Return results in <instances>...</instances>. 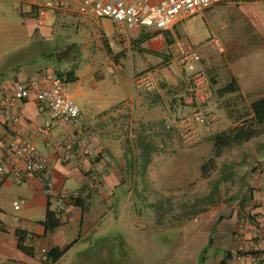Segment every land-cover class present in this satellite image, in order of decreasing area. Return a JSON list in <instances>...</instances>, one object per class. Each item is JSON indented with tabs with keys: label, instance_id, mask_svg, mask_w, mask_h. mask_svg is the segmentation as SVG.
<instances>
[{
	"label": "crops",
	"instance_id": "1",
	"mask_svg": "<svg viewBox=\"0 0 264 264\" xmlns=\"http://www.w3.org/2000/svg\"><path fill=\"white\" fill-rule=\"evenodd\" d=\"M21 1L27 11L33 13V20L28 22V27L31 38L29 45L34 50L30 53L23 52L30 48L26 45L4 57L0 62V86L11 88L16 82L32 77L47 82L45 74L56 76L57 72H69L74 66L77 77L74 82L81 86V90L73 93L80 108V120L91 130L100 156V167L105 168L107 190L97 192L86 189L85 176L91 166L90 161L82 150L76 149L73 159L65 162L58 144L60 140L73 134L75 127L72 124L56 120L49 134H40L39 125L50 119L51 113L43 102L31 94L19 103L22 118L9 130L3 123L0 104V163H5L10 156L13 142L29 139L47 157L48 175L53 181V195H49L44 184L34 175L25 174L22 178H17L10 172V165L5 163L8 173L0 187V264H55L67 251L80 246L84 240L82 234L76 236L66 233L63 214L67 221H74L83 227L89 223L86 211L89 201L95 196H98V202L112 208L120 195L144 192L147 189V177L150 180L149 187H154L151 185L155 181L151 174L152 166H141L147 152L144 149L156 139L170 136L173 128L177 129L174 122L186 107L182 101L186 89L185 75L178 80L166 72L165 78H160L159 84L152 91L145 90L136 95L128 93L119 98H115V93L128 90V77L132 74L137 75L149 69L167 71L171 62L176 63L174 57L179 49L189 47L183 44L184 38L180 32V26L186 19L178 22L165 35L154 26H141L131 30L125 22L97 19L89 10L80 13L79 9L85 0H70L71 11L79 18L77 27L57 30L55 17H50L42 25L36 20L33 6L45 0ZM150 1L159 4L163 0ZM192 18L204 21L208 26V41L217 38L223 48V51L215 52V48L208 45L209 51L197 62V67L205 69L210 78H216L217 82L212 84L214 88L219 82L220 74L215 67L221 62L226 63L235 78L237 90L242 89L243 80L253 78L244 77L243 72L237 71V64L246 65L255 61L264 64V0H246L235 5L216 4ZM213 19L220 20L218 28L212 26ZM235 48L240 50L239 55H235L238 56L236 59H230V49ZM33 53L40 54L43 58L56 57L59 68L62 69H53L48 63L35 58ZM218 54L221 58L215 59ZM160 56H163V61L159 60ZM111 59L121 69L115 68L112 72L105 70V65ZM76 62H79L80 67L76 66ZM124 101L128 102L127 109L116 110L119 103ZM107 111H110L108 115L105 113ZM168 125L171 127L168 128ZM249 141L239 144H245V148L234 158L233 181L238 187L233 192L230 191V196L223 197L217 206L213 205L219 209L218 216L210 221L196 217L189 223L191 228L186 230L187 240L194 248L193 253H189L186 264H264V168L259 167L260 164L264 166V149L257 152V147L254 151L250 148L248 151L246 143ZM219 169L223 172L219 178L223 174V183L226 184L231 174H224L225 167L221 166ZM4 187L8 189V200H12L9 211L4 209L1 200ZM74 188H84L85 208L76 204L69 205L61 213V225L53 231L47 230L43 221L47 211L53 210L52 205H56L54 195ZM19 198L24 203L16 210L13 202ZM22 209L29 210V213H20ZM15 214H20L17 215L19 221L15 220L16 216L13 218ZM220 216H223L222 219H219ZM133 224L147 227L142 221H133ZM18 230L24 234L23 244L32 251L31 254L19 248L16 234ZM29 233L33 236H29ZM96 241H107V235ZM70 244L72 245L68 247ZM67 247L66 252L55 263L46 260V252L53 248ZM79 248L76 255L81 254L82 247ZM44 249L47 250L45 253ZM205 249L204 260L201 262L200 257ZM245 252L250 253L246 255ZM183 258L182 256L181 259Z\"/></svg>",
	"mask_w": 264,
	"mask_h": 264
},
{
	"label": "rangeland",
	"instance_id": "2",
	"mask_svg": "<svg viewBox=\"0 0 264 264\" xmlns=\"http://www.w3.org/2000/svg\"><path fill=\"white\" fill-rule=\"evenodd\" d=\"M32 18L33 13L27 11L21 0H0V62L8 53L30 44L28 22H31ZM211 23L218 28L220 20L213 19ZM207 30L208 26L204 21L192 17L187 18L180 26L184 38L183 44L196 49L201 59L207 55L208 45H212V41L209 42L206 36ZM29 46V50L23 48V52L30 53L34 50L32 45ZM213 51L219 52L217 49ZM239 51L238 48L230 49L229 58L236 59L238 56L235 55H239ZM33 56L48 63L47 65L53 69H62L59 68L56 57L43 58L35 53ZM217 58H221V55L215 56V59ZM159 60L163 61V56H160ZM76 66H79V62H76ZM167 68V71L156 70L161 79L165 78L166 72L171 73L178 80L184 77L176 63L171 62ZM72 69H75L74 66L71 67ZM215 69L220 73L219 82L214 88L212 85L213 100L217 104L216 120L211 130L207 132L206 138L194 145L186 144L182 141L178 130L173 128L170 136L150 141L151 143L143 148L147 152L141 166L143 168L147 165L152 166L151 174L155 181L154 184L151 182V185L154 187H149L150 180L147 177V189L144 192L120 195L112 208L98 202V196H95L89 201L86 211L89 223L87 222L83 227L75 224L74 221H67V217L63 214L66 233L76 236L82 234L84 240L80 244L81 254L76 255V251L80 249L77 245L71 251H67L55 264H186L187 257L190 252L193 253L194 248L187 240L186 233V230L191 228L189 223L192 218L197 217L200 220L203 218L206 221L216 218L219 209L213 205L217 206L224 198L230 196V191L233 192L234 188L238 187L233 181L234 158L241 150L243 151L245 144H235L224 149L222 156L216 160V167L210 169L207 177L201 175L202 164L212 156L216 147L215 135L242 124L252 129L259 127L250 103L264 93V64H258L256 61L246 65L237 64L235 68L237 71L243 72L244 77L253 79L243 80L242 89L223 96L216 93V90L229 83H235V78L226 63L221 62ZM134 75L128 77V80L130 79L128 90L117 91L119 93H115V98L126 96L128 93L136 95L145 92L135 85ZM168 80L171 81L170 78ZM216 82V78H211L212 84ZM70 87L72 93L81 90V86L75 82L70 83ZM179 107L182 112V106ZM189 110L190 107L186 106L183 111ZM110 111L105 112L106 115ZM262 144H264V129L246 143V148L248 151L249 148L254 151L259 147L257 152H260L264 149ZM221 166L225 167L224 174H231L226 184L223 183V174L219 178L223 173L219 169ZM7 192L8 189L4 187L1 200L4 209L9 211L12 200H8ZM22 196L27 197L24 194ZM51 208L55 210L56 205L53 204ZM21 212L28 214L29 210L22 209ZM17 215L20 216L15 214L13 218ZM133 221H142L147 227L134 225ZM106 235L107 241L103 243L96 241Z\"/></svg>",
	"mask_w": 264,
	"mask_h": 264
},
{
	"label": "built area",
	"instance_id": "3",
	"mask_svg": "<svg viewBox=\"0 0 264 264\" xmlns=\"http://www.w3.org/2000/svg\"><path fill=\"white\" fill-rule=\"evenodd\" d=\"M246 0H163L154 4L150 0H85L79 12L88 10L97 19H112L125 22L129 29L136 30L141 26H154L162 35L173 30L181 20L195 16L216 4L235 5ZM89 7V8H88ZM34 11L38 24H45L50 17H55L57 30L76 28L78 16L70 9V0H45L35 3ZM212 46L223 51L217 38L212 39ZM174 60L179 70L185 75L186 89L182 95L188 112L181 114L174 122L182 141L194 145L206 138L207 132L216 120L217 104L213 100L211 78L207 71L197 67L201 56L193 47L180 48ZM121 69L115 60L111 59L105 69L112 72ZM188 71V73H187ZM47 82L38 77L18 81L11 88L0 86V104L5 127L12 130L21 120L22 111L19 103L34 94L50 110V119L39 125L38 132L43 135L50 133L56 120H63L75 127L73 134L58 142L62 158L69 162L75 156L76 149L90 161L91 166L85 176V188L97 192H105V168L100 167V156L92 139L91 130L80 120V108L71 91L70 83L65 79L45 74ZM160 82V77L154 69L146 70L134 77L138 88L146 91L154 90ZM128 102L124 101L116 110H126ZM171 125H168L170 128ZM10 165V172L17 178L25 174L34 175L43 184L45 191L53 195V181L48 175L49 163L36 144L29 139H21L11 144V154L5 162ZM5 163H0V187L4 176L8 173ZM262 169L263 165H259ZM56 211L63 212L69 205L76 204L78 199L85 197L84 188L65 189L54 195ZM23 199L14 200V209L19 210ZM19 221V217H15ZM29 236H33L29 233ZM47 250H43L45 253Z\"/></svg>",
	"mask_w": 264,
	"mask_h": 264
},
{
	"label": "trees",
	"instance_id": "4",
	"mask_svg": "<svg viewBox=\"0 0 264 264\" xmlns=\"http://www.w3.org/2000/svg\"><path fill=\"white\" fill-rule=\"evenodd\" d=\"M56 76L61 77L65 79L68 83L74 82L77 77L75 76V71L72 69L69 72H57ZM237 91V84L236 83H229L221 88H218L216 90V93L223 96L228 93H233ZM27 99V98H26ZM25 100V99H24ZM253 116L255 118V121L257 125L259 126L256 129H252L250 126H245V124H242L240 126H236L235 128L229 130V131H223L215 135V141H216V147L214 149V152L212 156L202 164L201 166V175L203 177H207L208 173L211 168L216 167V160L217 158L222 156V153L224 149L229 148L235 144H240L247 142L251 140L253 137L259 135L261 131L264 129V95L255 99L251 103ZM84 198L78 199L76 202V205H79L83 208H85V204L83 202ZM61 213L56 210L49 209L46 214V218L43 221V224L45 225L46 229L49 231H53L55 228L59 227L61 225ZM223 216H220L219 219H222ZM18 236V246L21 250L31 254L32 251L24 246L23 240H24V234L21 231L16 232ZM72 244H70L68 247H70ZM61 249V248H53L50 251L46 252V260L50 261V263H55L68 249ZM206 252V249L201 254V262L204 260V253ZM250 252H245L244 254L248 255Z\"/></svg>",
	"mask_w": 264,
	"mask_h": 264
}]
</instances>
